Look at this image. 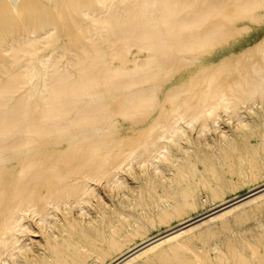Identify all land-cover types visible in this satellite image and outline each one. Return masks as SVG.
Wrapping results in <instances>:
<instances>
[{"label":"bare ground","instance_id":"bare-ground-1","mask_svg":"<svg viewBox=\"0 0 264 264\" xmlns=\"http://www.w3.org/2000/svg\"><path fill=\"white\" fill-rule=\"evenodd\" d=\"M55 1L57 10L31 14L35 0H0V264H249L244 245L229 242L213 262L178 238L233 210L247 219L263 209L264 183L117 255L109 250L128 237V220L116 213L94 236L89 204L131 174L165 177L175 151L264 112V33L237 51L216 47L264 0ZM63 29L69 55L43 53ZM178 69L186 72L170 78ZM166 190L179 198L176 213L195 197ZM78 222L82 239L61 235ZM201 238L211 245L218 233L208 226Z\"/></svg>","mask_w":264,"mask_h":264},{"label":"rangeland","instance_id":"rangeland-1","mask_svg":"<svg viewBox=\"0 0 264 264\" xmlns=\"http://www.w3.org/2000/svg\"><path fill=\"white\" fill-rule=\"evenodd\" d=\"M43 9L57 10L55 0H35L28 7L31 14L40 13ZM259 16L253 20H246L241 31L233 33L223 43L217 44L218 48L234 46L236 51L242 46L243 41L254 43L264 33V6L257 8ZM75 34V33H73ZM70 35L59 30L47 44H43V53L52 54L57 51L64 52L67 56L69 50L64 45V40ZM184 69L173 71L170 78H178ZM124 119H120L123 123ZM227 134L221 138H212L208 144H199L191 141L186 145L185 151H175L170 160L163 162L167 175L165 177H152L137 172L128 178V185L123 189L113 188L102 192L103 198H94L89 204L93 217L97 218L92 223L93 235L99 229L108 232L110 220L116 219L120 213L128 220V237L122 238L119 246L112 247L109 251L117 255L120 249L127 248L142 239L162 232L183 219L189 218L209 208L215 207L237 195L245 193L250 188L264 183V112L252 114L247 125L233 128L226 124ZM69 142L68 139H62ZM180 155V157L175 156ZM256 166V168H255ZM228 169H233L232 175ZM260 170L255 175L254 170ZM190 189L195 197H189L184 209L176 213L179 198L170 194L166 188L169 186ZM264 203V195L258 198ZM183 202V201H182ZM236 209L225 215L224 218H215L203 223L191 231L179 236L178 244L186 246L185 251L196 248L205 251L213 262H218V251L228 252L227 244H235L238 248L245 246V258L249 264H264V208L256 210L247 219H240ZM165 217V218H163ZM228 222V228L223 224ZM213 228L218 233L216 243L211 245L206 239L201 238L202 233L208 228ZM65 229V228H64ZM187 234V235H186ZM65 238L82 239L84 223L68 225L62 230ZM186 235V236H185ZM189 236V239L186 237ZM194 242L190 243L189 240ZM256 245L259 256L254 257L253 248ZM105 260H100L105 263ZM142 258L135 263L142 264ZM238 264L233 257L227 263ZM226 262L222 263L225 264Z\"/></svg>","mask_w":264,"mask_h":264}]
</instances>
